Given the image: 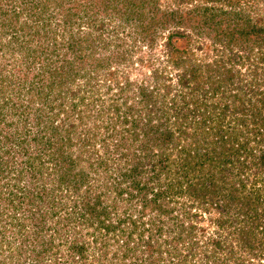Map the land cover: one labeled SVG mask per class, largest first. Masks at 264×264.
Wrapping results in <instances>:
<instances>
[{"label":"trees","instance_id":"obj_1","mask_svg":"<svg viewBox=\"0 0 264 264\" xmlns=\"http://www.w3.org/2000/svg\"><path fill=\"white\" fill-rule=\"evenodd\" d=\"M0 264H264V0H0Z\"/></svg>","mask_w":264,"mask_h":264},{"label":"rangeland","instance_id":"obj_2","mask_svg":"<svg viewBox=\"0 0 264 264\" xmlns=\"http://www.w3.org/2000/svg\"><path fill=\"white\" fill-rule=\"evenodd\" d=\"M5 56V55H4ZM7 60H11V59H9V57H7ZM244 70V69H243ZM179 200V199H178ZM175 202H177V199H175ZM175 202H172V204H171V206L173 205V207L175 206ZM179 202L181 203V202H183V198H180V200H179ZM181 205V204H180ZM180 205H177V207L176 208H178V207H180ZM181 212V211H180ZM172 216H176V214H174V215H172ZM72 226L71 225H69L68 226V229H70ZM77 230H80V231H77L80 235L81 234H88L87 235V237L86 238H88L89 239V237H90V233L92 232V229H90L89 227H87L85 224H79L78 225V228H77ZM149 234L150 233H146V236H148L149 237ZM68 236H70L69 238V242H71L72 240H73V235L72 234H68ZM68 245V244H67ZM90 252H91V250H90Z\"/></svg>","mask_w":264,"mask_h":264}]
</instances>
